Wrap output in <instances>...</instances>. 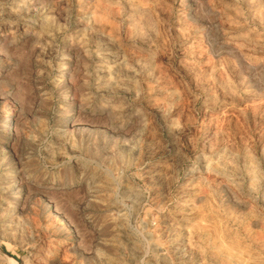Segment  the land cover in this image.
I'll list each match as a JSON object with an SVG mask.
<instances>
[{
  "label": "rangeland",
  "instance_id": "374dc122",
  "mask_svg": "<svg viewBox=\"0 0 264 264\" xmlns=\"http://www.w3.org/2000/svg\"><path fill=\"white\" fill-rule=\"evenodd\" d=\"M0 264H264V0H0Z\"/></svg>",
  "mask_w": 264,
  "mask_h": 264
}]
</instances>
